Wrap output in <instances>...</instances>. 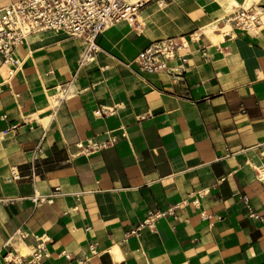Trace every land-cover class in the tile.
Wrapping results in <instances>:
<instances>
[{
    "label": "crops",
    "instance_id": "obj_1",
    "mask_svg": "<svg viewBox=\"0 0 264 264\" xmlns=\"http://www.w3.org/2000/svg\"><path fill=\"white\" fill-rule=\"evenodd\" d=\"M233 10L149 0L97 35L91 61L79 63L82 38L54 30L15 47L12 74L0 61V264H264V29L230 25ZM221 16L213 39L202 28ZM170 36L186 43L141 70L138 52ZM110 135L95 152L75 145ZM54 186L51 202L29 197Z\"/></svg>",
    "mask_w": 264,
    "mask_h": 264
},
{
    "label": "built area",
    "instance_id": "obj_2",
    "mask_svg": "<svg viewBox=\"0 0 264 264\" xmlns=\"http://www.w3.org/2000/svg\"><path fill=\"white\" fill-rule=\"evenodd\" d=\"M147 1L149 0H11L6 5L0 6V61L11 65L8 73L12 74L19 63L14 55L15 47L28 35L43 30L64 31L70 36L82 37L85 47L80 54L79 63L91 61L93 52L97 49L95 43L97 35L119 20H126L130 24L135 22L140 7ZM227 19L236 28L264 29V8L258 7L251 10L249 7L239 6L230 12ZM183 45L181 37L170 36L156 40L140 50L135 60L141 70H163L166 67V60L173 57ZM182 59L185 58L182 57ZM95 111L100 113L101 108ZM9 127L15 128L16 124ZM115 140V135L100 140L87 137L84 140H77L75 145L79 152L87 154L100 150ZM35 148L37 151L40 149L37 145ZM9 171V177L13 180L22 176L16 165H12ZM26 172V175L33 178L35 173L33 161L29 163ZM257 177L264 179V176L258 175V170ZM61 194L63 192L60 188L54 186L48 194L33 191L29 197L33 202H51L54 197ZM247 207L251 210L250 205ZM162 213L159 211L150 213V216L143 219L140 225H150V217H158ZM19 234L22 235V233ZM40 238L31 253L35 260L45 254L43 245L45 239ZM23 264H30V262ZM74 264L84 263L77 260Z\"/></svg>",
    "mask_w": 264,
    "mask_h": 264
},
{
    "label": "bare ground",
    "instance_id": "obj_3",
    "mask_svg": "<svg viewBox=\"0 0 264 264\" xmlns=\"http://www.w3.org/2000/svg\"><path fill=\"white\" fill-rule=\"evenodd\" d=\"M218 1L223 6L225 12L233 10V8H235L234 6L236 5L235 3L231 4V2L227 1V0H218ZM252 1L253 0H245L244 3H243V6L244 7H248L249 4L252 3ZM161 2H162V0H160V3ZM138 18H140V17H138ZM226 19L223 16H221L217 20H214V21L206 24L202 29L204 30V32L209 34L213 39H218V38L221 37L222 33L224 31L226 32V30H228V28H229V24H228L227 20L229 21V23H230V20L229 19L226 20ZM230 25H231V23H230ZM255 29H258V28H256V27H250L249 28V30H255ZM193 36H198V33L195 32L193 34ZM80 38H82V37H80ZM181 39H182L183 43H186V40H185L184 37H182ZM82 41H83V38H82ZM60 91L63 93V92L66 91V89L65 88L62 89V90L60 89ZM50 101H51V103L54 102L52 97H50ZM257 170H258V175L259 176H264V161H263V165L262 166H257ZM17 246H18V244H17ZM18 249H19V252L21 254L26 251V247L22 243L20 244ZM9 256L11 257V255H9ZM14 259L19 261L20 260V254L14 256Z\"/></svg>",
    "mask_w": 264,
    "mask_h": 264
}]
</instances>
